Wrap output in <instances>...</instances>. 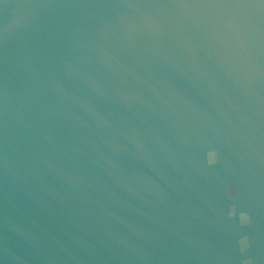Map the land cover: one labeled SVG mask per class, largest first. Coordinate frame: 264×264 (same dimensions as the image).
Wrapping results in <instances>:
<instances>
[{
	"label": "water",
	"instance_id": "water-1",
	"mask_svg": "<svg viewBox=\"0 0 264 264\" xmlns=\"http://www.w3.org/2000/svg\"><path fill=\"white\" fill-rule=\"evenodd\" d=\"M0 264H264V0H0Z\"/></svg>",
	"mask_w": 264,
	"mask_h": 264
}]
</instances>
